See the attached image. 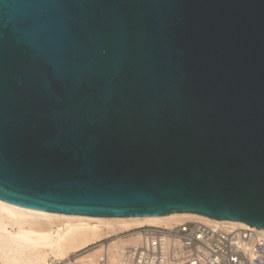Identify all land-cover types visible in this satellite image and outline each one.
Instances as JSON below:
<instances>
[{
  "label": "water",
  "instance_id": "obj_1",
  "mask_svg": "<svg viewBox=\"0 0 264 264\" xmlns=\"http://www.w3.org/2000/svg\"><path fill=\"white\" fill-rule=\"evenodd\" d=\"M0 200L264 230V0H0Z\"/></svg>",
  "mask_w": 264,
  "mask_h": 264
},
{
  "label": "bare ground",
  "instance_id": "obj_2",
  "mask_svg": "<svg viewBox=\"0 0 264 264\" xmlns=\"http://www.w3.org/2000/svg\"><path fill=\"white\" fill-rule=\"evenodd\" d=\"M188 221L240 229L249 227L241 222L216 221L188 213L142 218L66 215L0 200V264H52L74 255H79L82 262L95 263L103 252L102 244L113 238L115 241L108 243L109 264H124V250L140 242L135 231L144 227L171 228ZM99 244L101 251L94 249Z\"/></svg>",
  "mask_w": 264,
  "mask_h": 264
},
{
  "label": "built area",
  "instance_id": "obj_3",
  "mask_svg": "<svg viewBox=\"0 0 264 264\" xmlns=\"http://www.w3.org/2000/svg\"><path fill=\"white\" fill-rule=\"evenodd\" d=\"M140 242L124 250V264H264V231L188 221L137 230ZM95 263L77 255L52 264H109L108 243Z\"/></svg>",
  "mask_w": 264,
  "mask_h": 264
},
{
  "label": "rangeland",
  "instance_id": "obj_4",
  "mask_svg": "<svg viewBox=\"0 0 264 264\" xmlns=\"http://www.w3.org/2000/svg\"><path fill=\"white\" fill-rule=\"evenodd\" d=\"M136 232V231H135ZM127 235V234H126ZM122 237H123V235H122ZM115 239L116 238H113V239H111V240H108L107 242L110 244L111 242H113V241H115ZM103 245V244H102ZM102 245H97V246H95L94 247V249H98L99 251H101V248H102ZM87 251H85V252H83L82 254H85ZM82 254H80V255H82ZM77 257H79V255L77 256Z\"/></svg>",
  "mask_w": 264,
  "mask_h": 264
}]
</instances>
